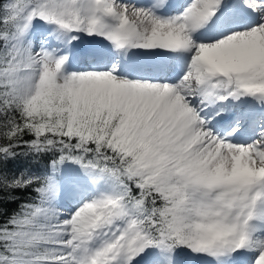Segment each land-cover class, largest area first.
Masks as SVG:
<instances>
[{"label":"snow or ice","instance_id":"snow-or-ice-1","mask_svg":"<svg viewBox=\"0 0 264 264\" xmlns=\"http://www.w3.org/2000/svg\"><path fill=\"white\" fill-rule=\"evenodd\" d=\"M0 264H264V0H0Z\"/></svg>","mask_w":264,"mask_h":264}]
</instances>
